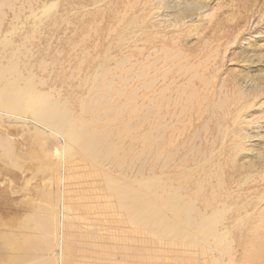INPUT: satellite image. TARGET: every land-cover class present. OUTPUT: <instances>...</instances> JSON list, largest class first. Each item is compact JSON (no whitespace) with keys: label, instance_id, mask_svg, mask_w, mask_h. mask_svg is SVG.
<instances>
[{"label":"bare ground","instance_id":"6f19581e","mask_svg":"<svg viewBox=\"0 0 264 264\" xmlns=\"http://www.w3.org/2000/svg\"><path fill=\"white\" fill-rule=\"evenodd\" d=\"M67 1L71 7L68 9L66 5L64 12L75 11L81 2ZM197 1L184 0V8L180 10L185 12ZM152 2L148 1L152 7L156 4L159 8L165 4L170 9L177 7L170 6L173 1ZM59 3L61 0H44L37 11L31 5L30 27L21 32L18 41L5 39L10 50L17 52V63L9 65L5 62L7 54L1 56L0 119L9 127L14 122L17 129L7 127L0 133V161L8 159L22 169L16 151L19 146L35 144L38 159L46 164L45 169H50L49 191L45 196L57 194L60 200L54 209L37 203L33 212L38 216L29 229L28 247L35 243L38 253L31 260L15 254L13 264H237V248L246 241L252 242L249 249L242 251L240 264L264 262V253L257 245L264 241V232L257 231L264 230V225L251 228L253 223H257L255 227L264 224V196L258 194L248 199L244 190L229 187L231 179L244 167L237 165V157L246 149L248 119H254L249 115L253 103L248 104V100L258 99L264 88L248 91L236 79L233 85L228 75L223 77L227 72L223 54L230 45H223L224 53L221 47H215L198 62L189 61L185 49L176 42L137 59L133 53L119 49L114 55L106 54L103 63L91 55L92 51L98 53L97 49L84 48L74 73L64 78L63 65L72 61L71 57L54 56L51 66L44 57L36 59L33 51L39 47L38 35L48 36L46 33L54 32L52 29L61 23ZM96 3L95 10L84 6L87 10L83 12V17L91 21L92 30L96 24L93 16L101 6ZM145 6L147 10L150 8ZM7 8L13 10L15 20L22 16L13 0H0V34ZM182 15L176 13L174 21L180 22ZM214 16V12H205L200 22L211 21ZM121 19L125 27L117 44L123 46L131 40L130 46L143 50L137 42L142 38L150 40L151 33L143 36L147 32L145 27L137 33L135 25L139 23L134 17ZM79 28L83 31L82 43L88 44L89 36L82 26ZM100 30L97 27L93 32ZM235 40L238 42L237 37ZM66 43L70 46L71 39ZM33 62L39 63L40 75L30 67ZM51 70H59L62 75H45ZM11 71L17 73L16 81L9 80L7 75ZM53 78L72 81L73 85L68 84L64 95L57 88L51 91L39 88L42 84L49 86ZM261 78L264 81V75ZM256 113L263 115L264 111ZM200 118L204 119L202 125L190 132ZM211 122H215V133L201 137L202 131L209 132ZM189 132L191 140L184 139ZM78 153L84 169L91 168L90 175L84 172L82 181L76 179L67 184L68 166L80 164ZM231 163L234 168L225 170ZM249 164L251 167L254 163ZM59 171L66 173L62 179ZM75 194L80 196L74 197ZM73 198L84 206L88 217L76 215V208L68 201ZM44 212L52 213V223ZM76 230L80 235L76 236ZM245 232L251 234L246 237ZM132 242L146 247L135 248Z\"/></svg>","mask_w":264,"mask_h":264},{"label":"rangeland","instance_id":"374dc122","mask_svg":"<svg viewBox=\"0 0 264 264\" xmlns=\"http://www.w3.org/2000/svg\"><path fill=\"white\" fill-rule=\"evenodd\" d=\"M43 1L44 0H13L14 5H16L17 7V10L19 9L22 10V16L18 20H15L14 12L12 9H9V8L6 9V19H5L4 25L2 26V30L0 34V65L2 62V59H1L2 54H7L8 59L5 60L7 64L14 65L15 63H17L18 54L17 52L10 50V46H9L10 43H7L5 39L7 40L11 39L14 41L16 40L18 41L20 38L19 35H21V32L27 30L30 27V22L32 21L31 19L32 10L30 8L31 5H33L32 7L34 11H37ZM129 1H132V0H126V1L120 0V2L119 0H113V1L109 0V2L103 0L102 2H98V3L95 2L97 5L100 4L102 7L100 6L101 9L99 7L98 14L93 16L95 18L94 21H96V22L94 21L93 22L94 24L96 23L95 24L96 26L93 25L94 28L92 30V28H90L92 23L88 18L83 17L84 16L83 12H85L87 8L89 9L92 7L91 9H89L91 11L96 7L93 1L81 0L79 5H77L78 7L75 9V11L67 10L68 12L67 13L66 11L64 12V10L66 9L65 7L68 6V9H69V7L71 6L68 5L67 0H61V3L59 4L62 7V14L64 16L61 14L60 17L63 19H61V23L59 24V26L52 29V31H54L55 33L54 32L46 33L48 36H45V35L43 36L41 34L38 35L37 41L40 42L38 43L39 47L38 49L33 50L34 54L36 55V59L40 57H44L46 61L49 63V65L52 66L54 56H57L59 58H65L68 56L71 57L72 61L66 62L63 65V67H66V72H65L66 75H64L63 77L66 78V76L69 75L70 73L71 74L74 73L73 70L78 66V61L82 59L81 50H84V48L88 50H91L93 48H94L93 50L97 49L98 53H95L94 51H92L91 55L93 58H99L100 60L99 62L103 63L105 62L104 59H105L106 54L114 55L119 49H125V51L133 53L134 59H137V58H145L148 55H153L154 54L153 51H155L156 49H161L163 46H166V45L172 46L173 43L176 42L177 44L180 45L181 49L183 48L185 49L184 52L186 56L188 54L187 57L189 61L198 62L200 59L204 58L209 52H212L217 47H221L222 53H224L223 47L225 46L223 45L228 44V46L229 45L230 46L227 48L226 54L225 53L223 54V56L225 55L226 57L225 62H224V69L227 71L223 77L228 75V79H231L230 81L231 84H233V81L235 83V79H236V81L238 82L237 84L240 85L241 88H244L247 90L249 89L248 91L253 90L252 88L254 89L255 88L257 89L259 87L262 89L264 88V85L260 86L262 82L264 83V81L261 78L264 75V0H214V1L213 0H198L197 1L198 3L196 5L187 7L186 9L189 8L190 10L186 11L185 9V12H182L180 10L181 8H184V3L186 2V1L184 2V0H166L169 3H171L172 1L174 2V3H171L170 6L177 5L176 8H171V9L170 7L168 8V4H165L164 5L165 7L161 6L162 8H159L157 4L152 7V5L148 3L149 0H146V2L145 0H138L139 2L137 0H133L134 5H132L133 2L130 3ZM141 4L147 5L148 8L150 7L149 8L150 11L149 9L148 10L146 9L145 5L142 6ZM84 6H87V8H85ZM260 6L262 7V9ZM110 8L112 11H114L115 14L112 11H109ZM126 8L127 9L132 8L136 12L133 10L130 11V9L127 10ZM255 8H258V9H255ZM122 10L123 12L121 13ZM147 11H148V14H147ZM150 12L152 15L149 14ZM205 12H208V13L214 12L215 16L211 21L202 23L200 21L202 20L203 14ZM143 13L145 15H143ZM176 13L177 14L183 13L182 16L184 18L182 20L180 19L181 20L180 22H178V20H175L176 21L175 23L174 15ZM149 15H150V18H149ZM123 16H127L129 18H132V17L135 18L136 22L139 23L138 25H135V26H138V29L136 30L137 33H140L139 32L141 31L140 28L143 29L144 27L145 29H147V32H145L143 36H149L151 33L150 40L145 41L146 39L142 38L143 40H139L137 42L138 46H140L141 48H144L143 50L141 49L138 50V49H135L136 47L133 48V46H130L132 44L131 40H130V43L123 45V46H119L117 44L118 37H120L121 34L124 32L123 29L125 26L123 25H125L124 24L125 22L122 21L121 19ZM144 16H147V18L146 17L144 18ZM152 16L153 18H151ZM80 17L84 20L80 19ZM69 18L73 21H70ZM76 19L78 20L77 22H76ZM116 20L118 23H116ZM149 20H151V22ZM79 26H82L84 31H86V36L87 35L89 36L88 44L82 43L83 36H81V34L83 33V31L81 30V28L78 29ZM121 26H122V29H120ZM59 27H61V30H63L62 33H58V32H61ZM97 27H100L101 30L98 33L93 32L96 30ZM176 28L179 30H177ZM112 30H114V32H111ZM90 33L91 34L94 33L95 35L92 34L93 35L92 37ZM157 33L159 34L156 35ZM236 37H237L238 42H236L235 40ZM70 39L72 43H70L71 45L69 46L66 43V40L68 42ZM108 39L109 40L111 39L112 41L111 40L109 41ZM44 41H46V43H42ZM112 45L115 48L112 47ZM4 46H9V47L4 49L2 48ZM128 47H129V50H128ZM201 48H203L204 50ZM45 49H51V51L50 50L48 51ZM30 67L32 69L34 68L33 70L37 72L38 75L41 74L39 63L37 62H33L32 64L30 63ZM67 67H70V69H67ZM46 73L47 74L45 75H48L50 77L62 75V73H60L59 70L58 71L54 70V72L51 70ZM7 76L10 78L9 79L10 81L17 80V73L15 72H12V71L8 72ZM176 78H178V75H176ZM77 81L78 80L76 79V82ZM177 81L178 79L177 80L175 79V82ZM68 84L73 85V82L71 81V83H68L66 81H62V79L53 78V80L49 81V86L42 84L43 86L41 85L39 88L45 91H51L54 88H57L61 90L60 94L64 95L65 93H67L66 89H67ZM215 84L216 82H214V85ZM249 99L251 100H248V104L253 103V108H252L251 113H249V115H252L253 116L252 118L254 119H251L248 117L249 118L248 122L250 124L247 129L248 140H247V143L244 144L246 145V149L245 151H242L237 157V161H238L237 165L239 166L244 165V167L240 168L241 171L237 172L236 175L231 179L229 183L230 188H233V189L237 188V189L244 190L246 195H248V199L254 198L258 194L264 196V114L263 115L258 114L259 116L256 115L257 111H260V110L264 111V94L260 96L258 99H254L253 97H250ZM253 112H255L254 115H253ZM203 121H204L203 118L196 120L194 122L193 127H191L190 132L196 130L200 125H202ZM10 126L11 127H9L4 122V120L0 119V133L1 134L3 133V130L7 127L11 129L12 131L17 129L15 127L14 122ZM215 130H216L215 122H211L209 132L202 131V133L204 134H201V137L203 138L208 137V136L210 137L215 133ZM190 132L188 134H185L184 139L191 140ZM19 141L22 142L23 139L19 138ZM29 144L30 146H19L18 150L17 149H16L17 151L15 150L16 154L18 153L17 154L18 164L20 163V165L23 167L22 169L20 168L18 169V167L15 164L10 163L8 159L4 158L3 161H0V264H13L15 254L19 255V253L22 254V255H19L21 259H24V258H26L27 260H29V258L30 260L33 259L36 253H38L33 239L31 243H34V245L31 244V247H28V242L30 240L29 229L35 225V220L37 219V216H38V213H34L33 210L35 209V207H37L38 204H42V207L46 209H54V206H56L57 203L60 202V200H58L57 194H52L51 196H45V193L49 191L48 178L50 176V169H45L46 164H41L40 160L38 159L36 155V151L38 147L35 146V144H31V142ZM0 154H1V151H0ZM78 155H79L78 157H79L80 164H70V166H68V169H67L68 174L66 178L67 184H73L76 179H79L80 181H82L84 177V172L90 175L91 168L88 167L84 169L85 164L80 159L81 153H78ZM251 162L254 164L251 167H248L250 166L249 163ZM224 168L225 170H232L234 166L231 163V164H227V167H224ZM31 172L33 175L31 174ZM61 172L62 171H59V174H60V178L62 179L66 175V173L61 174ZM44 179L45 180L47 179V182L44 181ZM35 180L39 181V183L36 182ZM34 186L35 187L37 186V187L35 188ZM31 189L34 191H32ZM78 196L80 195L78 194L74 195V197H78ZM33 198L35 200H33ZM68 201L70 205H73L76 208L77 210L76 215L79 213L83 216L88 217L89 213L84 209V206L79 204V201L77 200V198L69 199ZM76 215L74 216L75 227H77ZM101 215L102 217H105L103 214ZM44 217L49 222L52 223V213L51 212L49 213L44 212ZM263 217H264V214H263ZM256 225L257 223H253L251 225V228L253 229L259 228L264 224H259L257 227H255ZM257 231L262 232V233L264 232L263 229L257 230ZM249 234H251V232H245L244 236L247 237L249 236ZM77 235H80L79 231L78 233H76V236ZM260 241L257 243V245L259 247L263 246L262 248L260 247V251L264 253V241H261V242ZM251 242L252 241H246L243 243L242 242L239 243L240 246H238L237 248L238 250L237 260L239 261V263L237 264H240L242 260V257H241L242 251H244L245 249H249ZM145 245L146 244H138L136 242H132V246H136L135 248H137V246H140L141 248H143V247H146ZM5 247H7L10 254H7ZM151 247L155 249L156 246L152 244ZM142 252L145 253V249L142 250ZM172 256H175V254H173ZM15 264H19V263L17 262ZM248 264H253V263L249 262ZM255 264H264V262L255 263Z\"/></svg>","mask_w":264,"mask_h":264}]
</instances>
